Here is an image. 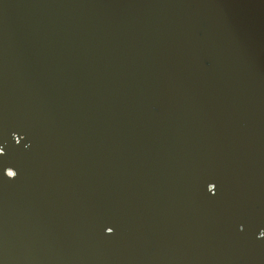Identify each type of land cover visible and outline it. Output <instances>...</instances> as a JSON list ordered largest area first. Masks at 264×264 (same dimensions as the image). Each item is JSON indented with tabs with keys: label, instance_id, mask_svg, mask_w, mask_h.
<instances>
[{
	"label": "water",
	"instance_id": "95a60500",
	"mask_svg": "<svg viewBox=\"0 0 264 264\" xmlns=\"http://www.w3.org/2000/svg\"><path fill=\"white\" fill-rule=\"evenodd\" d=\"M0 264H264V0H0Z\"/></svg>",
	"mask_w": 264,
	"mask_h": 264
}]
</instances>
